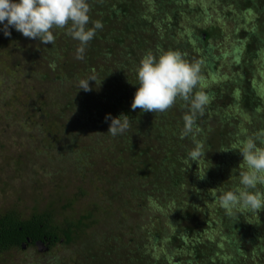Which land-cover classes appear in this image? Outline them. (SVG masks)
<instances>
[{"label": "rangeland", "instance_id": "374dc122", "mask_svg": "<svg viewBox=\"0 0 264 264\" xmlns=\"http://www.w3.org/2000/svg\"><path fill=\"white\" fill-rule=\"evenodd\" d=\"M159 1L140 0L141 12L152 22L153 17H165L168 28L176 35L173 42L185 41L186 53L181 57L163 52L138 54L136 60L130 59L121 68L129 85L144 84L146 94L150 85H157L147 105L154 104L157 110L172 109L179 103L175 97L166 98L163 91L178 78L182 58L183 63L188 61L186 78L191 76L186 105L197 98L196 94L203 97V92L236 78L239 69L233 56L241 43L238 33L241 27L250 26L252 17L243 12L242 5L236 9L228 0H185L177 10H171L169 0H162L163 4ZM160 4L164 11L158 15ZM46 6L42 0H0V216L14 212L27 219L36 212L50 210L51 225L73 226L71 239L68 243L60 240L47 252L37 247L12 248L0 253V264H173L178 254L185 258L187 253L181 246L188 242L182 236L194 224L203 226L199 239L207 244L204 251L209 254L210 248H216L220 264L232 262L235 253L225 238L229 234L223 237L220 233L225 219L218 220L215 214L221 210L227 215L233 202L246 210L245 219L251 222L249 209L258 208L261 196L251 204L242 187L245 178L251 185L260 182L264 150L248 152L244 145L247 151L234 149L238 134L228 139L231 145L225 141L220 147L217 131L211 130L210 139L214 141L210 147L197 144L192 148L180 141L182 146L175 155L168 156L172 172L167 174L165 168H160V161L171 144H180L172 141L175 134L169 132L175 128V121L181 122L180 117L172 118L168 129L163 124L158 129L150 125L156 120L148 115L149 126L142 137L136 127H126L129 122H115L119 120L116 103L101 99L119 95L123 85L113 83L110 75L95 81L98 67L106 70L102 59L110 42L89 34H74L69 30L72 26L65 33H55L51 23L45 37L54 34L55 41L49 43L43 37L40 40L37 28L41 20L45 24L51 19ZM165 10L178 17L167 21ZM9 20L14 29L9 27ZM36 20L38 25L33 27ZM157 23L156 30L154 24L151 26L154 32H160ZM200 30L210 33V38L202 41L203 47L213 57L222 56L213 70L205 67L202 50L190 41L197 38ZM10 33H14L15 40L11 41ZM253 46L256 59L250 76L260 83L257 94L261 96L264 68L257 55L264 53V41ZM113 57L114 61L108 63L111 71L122 62L121 56ZM88 66L93 69L85 70ZM180 84L177 83L181 89ZM77 95L81 99L72 101ZM68 102L72 103L67 107ZM219 104L225 113L235 115L234 106L226 98ZM201 106L205 107V103ZM172 110L168 114L173 115ZM185 124L178 131L191 132ZM243 142L248 145L247 140ZM143 149L147 153L138 159L136 153ZM176 155L180 156L177 162ZM205 220H209V227ZM171 235L181 246L169 239ZM238 243L245 245L243 240ZM238 259L240 262V256Z\"/></svg>", "mask_w": 264, "mask_h": 264}, {"label": "trees", "instance_id": "16d2710c", "mask_svg": "<svg viewBox=\"0 0 264 264\" xmlns=\"http://www.w3.org/2000/svg\"><path fill=\"white\" fill-rule=\"evenodd\" d=\"M42 1L48 4L46 7L49 8V10L46 11L50 12L49 18L51 17V19L45 24H43V20H41V24H39L37 28L40 34V40L42 37L46 38L45 32L47 25L51 23V29L55 31V33L61 31L65 33L67 29L72 26L69 30H74V34L80 36H82L83 33L85 35L89 34L99 41L104 42L106 39L107 42H110L109 45L105 46V53L102 59L106 70L103 71V69H101L102 67H98L96 70V77L98 78H96L95 81L101 82V76L110 75L113 83L120 82L123 85L124 91L119 95L109 94L101 99L103 101L108 100V102L116 103L114 109L117 110L116 117H118L119 120H114L115 122H129L126 127L128 128L130 125L136 127L137 134H140V137H142L146 136L143 134L145 133L146 126H149V124L146 123L148 115L151 117L152 121L156 120V124L150 125L158 129H161L160 124H163L162 127L165 125L168 129L172 123L171 119L180 117L181 122L179 123L181 124L175 121V128L169 131L171 132L170 134H175V138L172 141H179V143L180 141H185L184 143L187 144L186 146H191L192 148L193 146H197V144H201V146L207 148L210 147L214 141L209 131L213 130L214 132L216 130L217 132L215 135H218L220 138V147L223 146L222 143L225 141L231 145V141L228 139L238 134V143L237 145H235L236 143L233 144L235 145L234 149H247L248 152H252L250 150L259 148L264 150V94H261V96L257 94V88L260 83H255L254 76H252V79L250 76L253 74L254 70L252 64L256 59L255 46L253 45L254 43L264 41V28H261L264 27V0H228L236 9L242 5L244 7L243 12L252 14L250 26L247 29L241 27L238 33L240 38L237 39L238 42L241 43L233 56V62L239 69L237 77L233 78L231 81L229 79L222 82L212 90L203 92V97L196 94L198 99L192 98V102L189 103L190 105H186L188 104V99H186V97L189 95L187 92L189 90L187 85L190 83L189 80L191 76L186 78L189 66L187 63L188 61L183 63L185 59L182 58V63L180 64L181 72L178 74L177 80L175 79L174 83L163 91V94L167 96L166 98L173 99V97H175V99H178L179 103L172 108L173 110L167 108L157 110L158 108L154 104L147 108V105H150L153 99L150 94L152 90L157 88V85H150L151 89H149L146 94L144 92V84L140 85V83H137L135 85H129L130 82L126 76H123L124 72L122 70V67H124L122 65L127 63L130 59L136 60L138 54H158L163 52L173 53L181 57L186 53L183 51L186 46L185 41H181L182 43L179 44L173 42L176 35L170 27L168 28L165 23V17H153V19H155L154 22L148 21V16H144L141 12L140 0H89L91 3L84 5L79 3L78 0ZM184 1L185 0H169L171 10H177L178 6H181V3ZM159 3L163 4L164 2L160 0ZM27 6L29 5L27 4ZM27 8L29 9V7ZM163 11L164 6L160 4L156 13L161 15ZM165 11L166 13L163 15L167 14L169 17L167 21L171 19L175 20L178 17L177 13L173 11ZM82 13H84V15ZM42 14H44V12ZM157 21L161 24L158 26L160 27V32H154L157 29L155 26ZM33 22V27H35L36 24L38 25L39 21L36 20ZM8 24H11L9 27L14 29L12 20H9ZM153 24L155 30L151 28ZM93 25L96 26L91 28ZM200 31L197 38L192 37L190 41L197 49L202 50L201 58L203 57L205 59V67L213 70V68L218 66L222 56L213 57V55L209 53L208 48L203 47L202 41H207L208 38H210V33L208 30ZM9 35H11V41L16 39L15 36H12L14 33H10ZM55 37L56 36L53 34L50 38L46 39H49V43H51V41H55ZM99 53L101 54V52ZM114 55L121 56L122 62L119 64V67L112 63L116 65V68H114V71H111L108 70V63L114 61ZM259 56L260 62H263L262 68H264V53L262 55H257V57ZM163 58L164 57L161 55L159 59L162 60ZM90 69H93L92 66L85 68L87 71ZM177 83H181V89L178 88ZM175 91L179 92L177 96L175 95L177 94ZM222 98H226L228 102L234 106L235 115L227 114L222 110L219 104ZM80 99L81 97L77 95L72 101L77 102ZM203 99L207 101L202 102ZM71 103L72 102H68L67 107L71 105ZM204 103L205 107H202L201 105ZM170 110H172L173 115L168 114ZM211 119L214 122L209 121ZM243 119H245V121H243L244 123L241 121ZM186 120L189 121V123ZM209 122L213 124L216 123L217 126L214 125L213 127ZM182 124L189 126V130L191 129L192 131H178V129L184 126ZM235 129L238 130V132H235ZM245 132L246 134L243 135ZM176 135H178V137ZM247 135H249V138ZM50 137L54 136L50 135ZM211 137L212 139H210ZM244 140L248 141L247 146L244 144ZM181 146L182 143L179 145L171 144L170 150L165 151L166 157L161 159L160 168H165L164 170L166 172L168 171L167 174L172 172V170L168 169V156L175 155V152H177ZM127 151L129 153L131 152L130 144H128ZM146 153L144 149L138 150L136 156L140 159V157ZM131 157H135V155L131 153ZM179 157V155H176L174 161L177 162ZM258 175L261 177L258 184L251 185L245 178V185L242 187V193L246 194V196H244L245 199L248 198L251 204L255 203L257 198L261 196V204L258 208L256 210L249 209L251 211V222L248 223L246 221V210L242 208L240 204L237 206L234 205L233 202L229 204L231 206V212H228L227 215L222 214L221 210L216 211L215 215L218 217V220L220 218L225 219V221L222 222L223 224L221 223L220 225V233H223V237L229 234L225 238L229 239L231 250H234L235 253L234 260L225 264H241V260H243L242 264H264V173ZM116 178L117 177H115V179ZM175 184L176 183H174L173 186H175ZM244 197L242 196V199L245 203L246 200H244ZM50 214V210L36 212V214H32L27 219H21L14 212L1 215L0 253L12 248L22 249V247H34L35 243H40L45 250L48 251L54 244L62 239L68 243L71 239V228L73 226L69 223H65L63 227L51 225L52 216ZM186 216H190L191 218L189 212H186ZM204 222L209 227V220H205ZM202 227V224H194L185 229V234L182 236L184 237V241L186 240L188 242L185 246H181L180 242L175 240V236L171 235L169 237L171 241L176 242L177 245L181 246L187 253L185 258H181L180 254H178L177 258L173 259V264L221 263L216 257V248H210L211 253L209 251V254H207V251H204V248H207V244H204V242L199 239L201 238L199 233L204 230ZM155 236L157 237V235ZM239 240L244 241V247L243 244L240 245L238 243ZM247 244H249V246H247ZM239 256L241 258L240 262H238ZM158 262L151 264H158Z\"/></svg>", "mask_w": 264, "mask_h": 264}, {"label": "flooded vegetation", "instance_id": "af4514ba", "mask_svg": "<svg viewBox=\"0 0 264 264\" xmlns=\"http://www.w3.org/2000/svg\"><path fill=\"white\" fill-rule=\"evenodd\" d=\"M36 247H37V246H36V243H35L34 248H36ZM37 248H38V247H37ZM37 250H38V249H37ZM40 251H43V252L46 251V252H47V250H45V248H44L42 245L40 246Z\"/></svg>", "mask_w": 264, "mask_h": 264}, {"label": "water", "instance_id": "95a60500", "mask_svg": "<svg viewBox=\"0 0 264 264\" xmlns=\"http://www.w3.org/2000/svg\"><path fill=\"white\" fill-rule=\"evenodd\" d=\"M36 246L38 247V251H40L41 244L40 243H36Z\"/></svg>", "mask_w": 264, "mask_h": 264}]
</instances>
